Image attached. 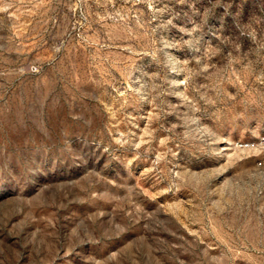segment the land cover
Segmentation results:
<instances>
[{
  "label": "rangeland",
  "instance_id": "rangeland-1",
  "mask_svg": "<svg viewBox=\"0 0 264 264\" xmlns=\"http://www.w3.org/2000/svg\"><path fill=\"white\" fill-rule=\"evenodd\" d=\"M0 264H264V0H0Z\"/></svg>",
  "mask_w": 264,
  "mask_h": 264
}]
</instances>
